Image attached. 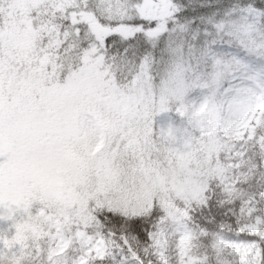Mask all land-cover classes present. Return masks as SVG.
Wrapping results in <instances>:
<instances>
[{
	"label": "snow or ice",
	"instance_id": "6c2138e0",
	"mask_svg": "<svg viewBox=\"0 0 264 264\" xmlns=\"http://www.w3.org/2000/svg\"><path fill=\"white\" fill-rule=\"evenodd\" d=\"M240 176L264 180V0H0V264H264ZM216 189L237 240L192 227Z\"/></svg>",
	"mask_w": 264,
	"mask_h": 264
},
{
	"label": "trees",
	"instance_id": "16d2710c",
	"mask_svg": "<svg viewBox=\"0 0 264 264\" xmlns=\"http://www.w3.org/2000/svg\"><path fill=\"white\" fill-rule=\"evenodd\" d=\"M251 155V153H250ZM261 157H254L255 160H259ZM180 169H172L170 174L173 178L179 175ZM247 179V183L244 180ZM264 191V180H261L259 183L256 178L244 177L241 179V185L239 187V195L233 196L232 199H245L246 197L251 196L252 194H258L259 192ZM212 195V200L216 202L212 208L207 210V212H201V209L193 205V219L194 223L192 225L193 228H196L197 225H202L207 222H211L212 227L215 228L217 224L223 222L224 230L219 235L223 237L233 236L236 233V224L233 221V217L235 216L237 220H239V215L237 213V205H233L229 198L224 195V193L220 192L219 189H216ZM224 202L223 206H218L220 202ZM264 207V205H262ZM218 231V229H217ZM214 239L209 236L208 238L201 237L196 241L197 244V252L203 254L208 252L211 254L212 249L209 246V241ZM40 243L44 244L47 247V243L45 241H41ZM78 254V253H77Z\"/></svg>",
	"mask_w": 264,
	"mask_h": 264
},
{
	"label": "rangeland",
	"instance_id": "374dc122",
	"mask_svg": "<svg viewBox=\"0 0 264 264\" xmlns=\"http://www.w3.org/2000/svg\"><path fill=\"white\" fill-rule=\"evenodd\" d=\"M245 171H247V169H245ZM245 176H240L239 179H243ZM247 220V217L246 216H242V215H239V220ZM225 238H228V239H232V240H237L239 239V237L237 236V233H235L233 236H228V237H225ZM173 240H174V237H173ZM185 247H187V243H185ZM117 259L119 260V257H117ZM236 264H238V260L236 261Z\"/></svg>",
	"mask_w": 264,
	"mask_h": 264
}]
</instances>
